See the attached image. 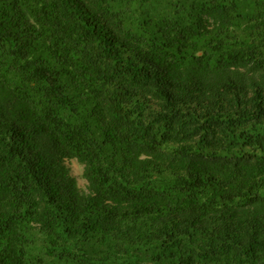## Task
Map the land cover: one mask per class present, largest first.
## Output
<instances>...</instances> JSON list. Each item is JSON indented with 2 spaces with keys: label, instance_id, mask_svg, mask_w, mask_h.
Returning a JSON list of instances; mask_svg holds the SVG:
<instances>
[{
  "label": "trees",
  "instance_id": "16d2710c",
  "mask_svg": "<svg viewBox=\"0 0 264 264\" xmlns=\"http://www.w3.org/2000/svg\"><path fill=\"white\" fill-rule=\"evenodd\" d=\"M0 264H264V0H0Z\"/></svg>",
  "mask_w": 264,
  "mask_h": 264
},
{
  "label": "rangeland",
  "instance_id": "374dc122",
  "mask_svg": "<svg viewBox=\"0 0 264 264\" xmlns=\"http://www.w3.org/2000/svg\"><path fill=\"white\" fill-rule=\"evenodd\" d=\"M66 164L68 165L72 175L76 178L78 186L82 190H86V180L82 175V165L78 163L76 159H68L66 160Z\"/></svg>",
  "mask_w": 264,
  "mask_h": 264
}]
</instances>
